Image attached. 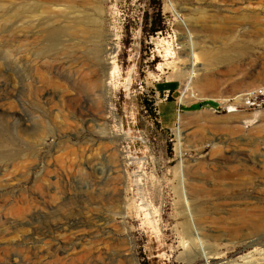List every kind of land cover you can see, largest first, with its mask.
Wrapping results in <instances>:
<instances>
[{"label":"rangeland","instance_id":"obj_1","mask_svg":"<svg viewBox=\"0 0 264 264\" xmlns=\"http://www.w3.org/2000/svg\"><path fill=\"white\" fill-rule=\"evenodd\" d=\"M50 1L0 0V264H205L189 253L197 249L180 213V115L185 189L203 210L204 245L224 256L208 264H242L256 249L264 258V229L252 232L231 210L264 201V0H105L114 63L94 55L92 36L93 52L69 65L67 36L49 46V28L65 23L62 1L54 20ZM192 40L196 66L213 51L206 65L217 84L181 102L176 61ZM169 87L174 100L160 105ZM252 90L251 104L243 95ZM176 106L178 123L166 129Z\"/></svg>","mask_w":264,"mask_h":264},{"label":"bare ground","instance_id":"obj_2","mask_svg":"<svg viewBox=\"0 0 264 264\" xmlns=\"http://www.w3.org/2000/svg\"><path fill=\"white\" fill-rule=\"evenodd\" d=\"M61 1L63 4V8L60 9L61 11L60 13H61V16H63L65 23L59 26L52 24V26L49 28L48 35H49V41H50L49 43L50 48L52 49L55 48L58 37L61 34H64L65 36H67L65 51L67 50L66 51L67 53L66 62H68V65H69L71 61H73L74 54L76 55V57H83L93 52L92 46L89 45V41L91 37L93 36L92 38H94L93 40H94V46H95L94 52H93L94 55L100 58V60H107L108 64L114 63V61L110 60V58H112L115 55V50L117 48L116 44L109 43V45L108 44L105 45L107 36L104 33L105 25H104V19L102 16L104 13V1L105 0H61ZM50 2H51V5H47V8L49 9L47 13H49L51 18L54 20L56 16V11H55V8L53 7V4L54 3L58 4V2L55 0H51ZM251 2L252 0H248L247 5H251ZM85 6L91 7V9L93 10V13H95L97 17H94L91 14H89L87 10L85 9ZM174 11L176 14H179L176 9H174ZM242 15L244 17H251V18L258 17L257 13L245 12V13H242ZM215 32L219 34L221 30H216ZM181 47L182 48L181 50H179V55H178L179 58L176 61V63L182 64L181 65L182 67L179 66L178 72H180L184 76L182 92L179 95V100L181 102H188L192 100V98L197 99V100L198 99L203 100L204 95L200 93H196V90H198L196 88L208 89L217 84L216 78L213 76V72L211 71V69H208V65H206L208 62V59L212 58L214 53L211 49L206 48L205 51L203 52V56H204V60H207V61H205V63L201 64L200 66H196V62H192V59H191L192 55L196 54L195 42L192 40L189 43L188 47L185 45ZM165 52H166V55L174 54V52L172 51V48L168 46L165 48ZM115 71H116L115 66H112V65L107 66V73H106V70L104 69V66L101 69V74L103 72L102 75H105L104 81H105V86L107 89L106 91L107 97L111 95L112 88L116 86V84L112 81V78L115 75ZM98 81H99L98 78H93L90 81V85L96 86L98 84ZM261 83H264L263 77L261 78ZM243 94H244L243 92L238 93L236 97L238 99H242ZM220 99L225 102L229 100L227 96L220 97ZM233 110L235 109L232 108V109H229L228 111L231 112ZM179 122H180L179 125L175 128V133H176L177 140H178L177 142L178 154L181 156V159L179 160V164H178V174L181 180V184L183 186L181 195L183 197V202H184L183 209L181 210L180 213L182 214V217L184 218V222L186 223V229L191 237L190 239L191 246L192 247L194 246V250L197 249V252H196L197 254L193 253L191 251L192 249L189 251V253L194 254L192 258H195V257L204 258L205 257L206 258L205 264H208V260H209L208 258L220 257L218 259L223 260L224 256L223 255L219 256V252H212L211 250L208 249V245H204V239L201 236V234L204 233L203 227L200 226V224L199 226H197L196 220H199L201 218L200 215L202 214L203 210L199 206L194 205V202L190 199V196L187 190L185 189V181L187 179L185 167L187 165L183 158V155L186 152V148L183 145V139L186 138L187 134L185 133V129H184L185 120H184V117L181 115L179 117ZM226 142H227L226 146H229V142L228 141ZM230 156L233 157L234 153L231 152ZM223 173L224 172H222L221 174ZM140 203L148 205L147 201H143ZM231 210H233L235 214H239V216L237 217L239 224L247 226V228L251 229L252 232L260 231L264 229V201L255 202V203H251L248 201V202L241 204L240 206L233 207ZM261 246L262 248L260 249L264 250V243ZM33 249H35V247ZM33 249L31 247V250ZM118 252H124V251H118ZM260 253L262 252L259 249H256L253 251V254L242 257L243 258L242 264H261L263 263L264 260L262 259L264 258L262 254H261L262 257H258V258L252 257L253 255H256V254L260 255ZM120 255H122V253ZM107 258H109L108 255H107ZM10 264H12V262ZM222 264H229V262L226 261Z\"/></svg>","mask_w":264,"mask_h":264},{"label":"crops","instance_id":"obj_3","mask_svg":"<svg viewBox=\"0 0 264 264\" xmlns=\"http://www.w3.org/2000/svg\"><path fill=\"white\" fill-rule=\"evenodd\" d=\"M171 88H172V87H169V88L166 89V90H170ZM170 91H171V90H170ZM170 100H174V98H171V99H169V100H163V101L160 103V105H161L162 103H164V102H166V101H170ZM175 103H176V102H175ZM160 105H159V107H160ZM159 110H160V109H159ZM178 110H179V108L176 106V111H175V113H174V115H173V117H176V118H175L176 123L170 125L169 128H166V129H173V128L177 125V123H178ZM176 113H177V114H176ZM160 118H161V116H160ZM160 121H161V123H162V128H165V127L163 126L162 119H161Z\"/></svg>","mask_w":264,"mask_h":264},{"label":"built area","instance_id":"obj_4","mask_svg":"<svg viewBox=\"0 0 264 264\" xmlns=\"http://www.w3.org/2000/svg\"><path fill=\"white\" fill-rule=\"evenodd\" d=\"M256 90L248 91L243 95V100L247 103H253L252 98L254 95H256ZM262 92V91H261ZM165 96H168V93L165 94Z\"/></svg>","mask_w":264,"mask_h":264},{"label":"trees","instance_id":"obj_5","mask_svg":"<svg viewBox=\"0 0 264 264\" xmlns=\"http://www.w3.org/2000/svg\"><path fill=\"white\" fill-rule=\"evenodd\" d=\"M157 30H158L157 27H152V28H151V31H153V32H155V31H157ZM174 95H175V93H173L172 91H170V93H169V99L173 98ZM145 264H146V263H145Z\"/></svg>","mask_w":264,"mask_h":264}]
</instances>
